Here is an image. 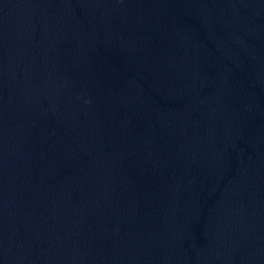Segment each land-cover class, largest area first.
<instances>
[{"label": "water", "instance_id": "95a60500", "mask_svg": "<svg viewBox=\"0 0 264 264\" xmlns=\"http://www.w3.org/2000/svg\"><path fill=\"white\" fill-rule=\"evenodd\" d=\"M0 264H264V0H0Z\"/></svg>", "mask_w": 264, "mask_h": 264}]
</instances>
